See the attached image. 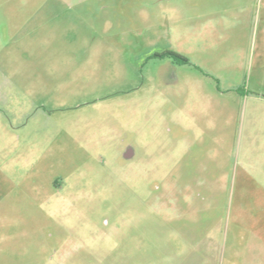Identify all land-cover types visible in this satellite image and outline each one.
I'll return each mask as SVG.
<instances>
[{
    "label": "rangeland",
    "instance_id": "obj_1",
    "mask_svg": "<svg viewBox=\"0 0 264 264\" xmlns=\"http://www.w3.org/2000/svg\"><path fill=\"white\" fill-rule=\"evenodd\" d=\"M0 264H264V0H0Z\"/></svg>",
    "mask_w": 264,
    "mask_h": 264
},
{
    "label": "flooded vegetation",
    "instance_id": "obj_2",
    "mask_svg": "<svg viewBox=\"0 0 264 264\" xmlns=\"http://www.w3.org/2000/svg\"><path fill=\"white\" fill-rule=\"evenodd\" d=\"M151 55V54H150ZM170 84V82H168ZM126 158H133L134 157V150L133 147L131 145L126 147V151L124 153Z\"/></svg>",
    "mask_w": 264,
    "mask_h": 264
},
{
    "label": "trees",
    "instance_id": "obj_3",
    "mask_svg": "<svg viewBox=\"0 0 264 264\" xmlns=\"http://www.w3.org/2000/svg\"><path fill=\"white\" fill-rule=\"evenodd\" d=\"M163 55H169V53L168 52H164ZM171 55L176 56L175 54H171Z\"/></svg>",
    "mask_w": 264,
    "mask_h": 264
},
{
    "label": "crops",
    "instance_id": "obj_4",
    "mask_svg": "<svg viewBox=\"0 0 264 264\" xmlns=\"http://www.w3.org/2000/svg\"><path fill=\"white\" fill-rule=\"evenodd\" d=\"M214 241L212 239H210V243H213Z\"/></svg>",
    "mask_w": 264,
    "mask_h": 264
}]
</instances>
